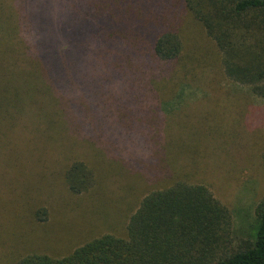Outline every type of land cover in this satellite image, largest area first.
<instances>
[{"label": "trees", "instance_id": "obj_1", "mask_svg": "<svg viewBox=\"0 0 264 264\" xmlns=\"http://www.w3.org/2000/svg\"><path fill=\"white\" fill-rule=\"evenodd\" d=\"M33 1L19 0L17 15L4 17L7 0H0V121L7 135L28 128L45 144L76 139L96 154L99 144L127 161L134 176L142 173L147 190L125 233L95 237L60 258L49 243L26 241L22 230L46 228L49 220L27 200L28 216L12 213L8 233L0 229L11 263L264 264V201L237 241L229 209L206 185L170 176L168 186L152 187L167 155V106L182 85L201 83L215 68L264 97V0L50 1L63 13L48 20L24 14ZM197 25L212 47H202ZM101 178L85 160L65 171L77 196L95 191ZM10 239L18 252L7 247Z\"/></svg>", "mask_w": 264, "mask_h": 264}, {"label": "rangeland", "instance_id": "obj_2", "mask_svg": "<svg viewBox=\"0 0 264 264\" xmlns=\"http://www.w3.org/2000/svg\"><path fill=\"white\" fill-rule=\"evenodd\" d=\"M18 1L7 0L5 10L9 13L4 17L17 15ZM50 1L65 2L34 0L24 14L42 20L61 16L63 8L50 5ZM197 26L202 47H212L204 30ZM201 80L182 85L177 99L167 106L169 119L163 144L167 155L163 158V175L153 180L152 187H166L181 178L206 185L229 209L238 241L251 231L255 210L264 201V97L251 94L248 86L225 74L216 75L215 68ZM8 128L5 121H0L3 235L9 231L7 220L12 213L14 217L28 216L24 205L27 200L32 202L33 210L45 209L44 217L49 220L46 228L21 232L29 243L43 241L41 245L46 247L49 243L54 257L67 256L95 237L125 233L130 214L146 194L147 182L142 173L134 176L127 161L113 158L99 144L101 153L96 154L80 140L61 137L45 144L28 128L12 129L7 135ZM62 141L64 146L60 145ZM76 159L92 163L100 173L102 178L95 191L79 196L69 192L65 171ZM2 247L0 264H12L14 255H8V249ZM7 247L18 252L14 239Z\"/></svg>", "mask_w": 264, "mask_h": 264}]
</instances>
